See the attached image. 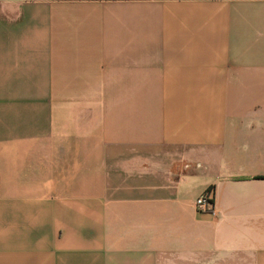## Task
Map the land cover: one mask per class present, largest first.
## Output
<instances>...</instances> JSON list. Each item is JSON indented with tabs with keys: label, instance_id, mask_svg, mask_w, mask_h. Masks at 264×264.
<instances>
[{
	"label": "crops",
	"instance_id": "obj_1",
	"mask_svg": "<svg viewBox=\"0 0 264 264\" xmlns=\"http://www.w3.org/2000/svg\"><path fill=\"white\" fill-rule=\"evenodd\" d=\"M0 264H264V0H0Z\"/></svg>",
	"mask_w": 264,
	"mask_h": 264
},
{
	"label": "built area",
	"instance_id": "obj_2",
	"mask_svg": "<svg viewBox=\"0 0 264 264\" xmlns=\"http://www.w3.org/2000/svg\"><path fill=\"white\" fill-rule=\"evenodd\" d=\"M212 193L211 191H204L200 193L194 200V205L198 210L211 209Z\"/></svg>",
	"mask_w": 264,
	"mask_h": 264
}]
</instances>
